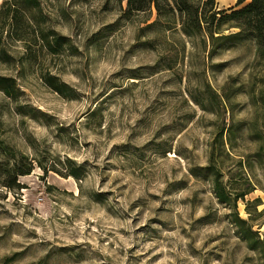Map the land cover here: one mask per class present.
Listing matches in <instances>:
<instances>
[{
	"label": "rangeland",
	"instance_id": "rangeland-1",
	"mask_svg": "<svg viewBox=\"0 0 264 264\" xmlns=\"http://www.w3.org/2000/svg\"><path fill=\"white\" fill-rule=\"evenodd\" d=\"M41 1L69 41L34 58L17 44L23 66H0L23 90L18 108L0 92V264H264L202 170L232 117L247 131L250 83H263L254 43L189 36L168 17L148 26L156 9L124 17L126 0ZM46 72L76 96L53 91ZM17 160L33 169L9 188ZM257 197L261 211L262 190L246 199ZM253 222L264 237V212Z\"/></svg>",
	"mask_w": 264,
	"mask_h": 264
},
{
	"label": "trees",
	"instance_id": "trees-1",
	"mask_svg": "<svg viewBox=\"0 0 264 264\" xmlns=\"http://www.w3.org/2000/svg\"><path fill=\"white\" fill-rule=\"evenodd\" d=\"M126 1L124 17L156 9L157 19L148 26L168 17L169 21L165 23L167 29L176 30L180 25L183 33L189 36L205 34L213 43L220 40L231 44L243 41L254 43V60L259 65L263 83L261 87H257L254 81L250 83L248 95L252 111L250 121L246 122L247 131H241V124L244 123L241 121L237 122L240 127L236 128L232 117L231 125L223 126L213 134L209 142L208 165L202 167V170L210 177L215 197L230 210L232 222L241 239L264 260V237L254 228L253 222L264 212V208L258 211V206L263 202L260 197L254 200L246 199L257 190L264 192V178L258 177L260 171L264 175V0H238L237 7H242L233 8L230 13L224 9L214 10L215 0ZM207 6H210L209 12L205 8ZM227 24L238 30L228 35L223 34V26ZM68 41V37L60 35L49 26L41 0H0V66H23L17 44H21L22 49L34 58L37 53L45 50L50 54H59L68 46ZM41 77L53 91L63 97L71 99L76 96L77 91L57 75L46 72ZM0 92L13 100L17 108L20 106L17 102L23 90L16 77L0 72ZM199 105L203 110L206 109L203 101H200ZM226 160L233 162L234 168L224 171L222 164ZM68 162L70 163V160ZM40 165L47 170L45 165ZM24 166L25 168H22L19 161H15L12 167L14 174L5 186L22 187L21 183L17 182L18 176L31 173L33 163L28 161ZM70 175L81 177L77 172H71ZM240 200L246 204L248 218L240 215ZM12 260L13 257H7L4 262Z\"/></svg>",
	"mask_w": 264,
	"mask_h": 264
}]
</instances>
